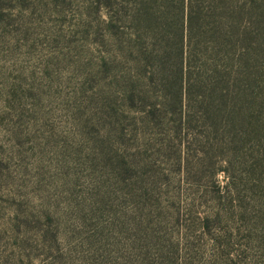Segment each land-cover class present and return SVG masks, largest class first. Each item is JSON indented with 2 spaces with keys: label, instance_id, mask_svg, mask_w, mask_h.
Wrapping results in <instances>:
<instances>
[{
  "label": "rangeland",
  "instance_id": "374dc122",
  "mask_svg": "<svg viewBox=\"0 0 264 264\" xmlns=\"http://www.w3.org/2000/svg\"><path fill=\"white\" fill-rule=\"evenodd\" d=\"M0 264H264V0H0Z\"/></svg>",
  "mask_w": 264,
  "mask_h": 264
},
{
  "label": "trees",
  "instance_id": "16d2710c",
  "mask_svg": "<svg viewBox=\"0 0 264 264\" xmlns=\"http://www.w3.org/2000/svg\"><path fill=\"white\" fill-rule=\"evenodd\" d=\"M182 28H184V26H182ZM181 40H184V36H183V34L181 33ZM182 75H184L183 73H182ZM182 97V96H181Z\"/></svg>",
  "mask_w": 264,
  "mask_h": 264
}]
</instances>
